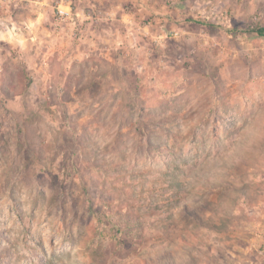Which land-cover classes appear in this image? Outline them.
Wrapping results in <instances>:
<instances>
[{"label":"rangeland","instance_id":"rangeland-1","mask_svg":"<svg viewBox=\"0 0 264 264\" xmlns=\"http://www.w3.org/2000/svg\"><path fill=\"white\" fill-rule=\"evenodd\" d=\"M43 1L66 44L0 43V264H264V0H15V32Z\"/></svg>","mask_w":264,"mask_h":264},{"label":"crops","instance_id":"crops-1","mask_svg":"<svg viewBox=\"0 0 264 264\" xmlns=\"http://www.w3.org/2000/svg\"><path fill=\"white\" fill-rule=\"evenodd\" d=\"M44 3V1L40 3V7L37 5L30 6L33 16L24 21L26 27H28V31L23 28L22 32H15V23H12L14 21L12 17L14 16L13 8L17 3L15 0H0V4L2 6L5 5V12L0 13V29L6 31L5 33L0 32L3 33L0 34V43L6 44L12 51H25L31 46L43 44L46 52H42L41 54L42 58L45 57V59L49 58V52L55 48V43L66 44L71 33L67 30V27L58 28V32L53 29V24L56 23L52 16L47 13V9L43 8ZM27 5L29 6V4ZM7 11H10V13Z\"/></svg>","mask_w":264,"mask_h":264},{"label":"built area","instance_id":"built-area-1","mask_svg":"<svg viewBox=\"0 0 264 264\" xmlns=\"http://www.w3.org/2000/svg\"><path fill=\"white\" fill-rule=\"evenodd\" d=\"M56 12L58 15L59 20H69V21H74V15L72 14V10L69 5L65 4H59L56 7ZM78 14H76L77 16ZM77 20V18H76Z\"/></svg>","mask_w":264,"mask_h":264},{"label":"trees","instance_id":"trees-1","mask_svg":"<svg viewBox=\"0 0 264 264\" xmlns=\"http://www.w3.org/2000/svg\"><path fill=\"white\" fill-rule=\"evenodd\" d=\"M254 32L259 36L264 38V28H255Z\"/></svg>","mask_w":264,"mask_h":264}]
</instances>
